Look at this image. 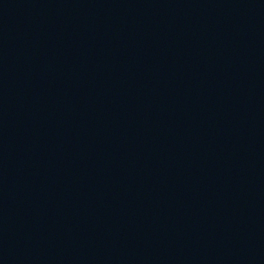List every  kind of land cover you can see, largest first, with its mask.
Returning a JSON list of instances; mask_svg holds the SVG:
<instances>
[{"label": "water", "instance_id": "obj_1", "mask_svg": "<svg viewBox=\"0 0 264 264\" xmlns=\"http://www.w3.org/2000/svg\"><path fill=\"white\" fill-rule=\"evenodd\" d=\"M0 264H264V0H0Z\"/></svg>", "mask_w": 264, "mask_h": 264}]
</instances>
